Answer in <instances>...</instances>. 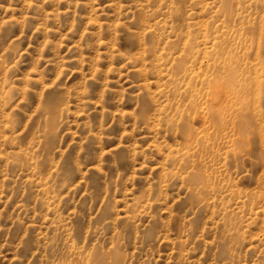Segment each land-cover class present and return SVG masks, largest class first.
I'll return each mask as SVG.
<instances>
[{"label": "rangeland", "instance_id": "rangeland-1", "mask_svg": "<svg viewBox=\"0 0 264 264\" xmlns=\"http://www.w3.org/2000/svg\"><path fill=\"white\" fill-rule=\"evenodd\" d=\"M0 264H264V0H0Z\"/></svg>", "mask_w": 264, "mask_h": 264}, {"label": "bare ground", "instance_id": "bare-ground-1", "mask_svg": "<svg viewBox=\"0 0 264 264\" xmlns=\"http://www.w3.org/2000/svg\"><path fill=\"white\" fill-rule=\"evenodd\" d=\"M251 71L255 74V77L253 78L254 81H253V80H252V81H253V82H256L257 74H258V73H257V70L254 69V68H253V70H251V69L248 68L246 72L251 74ZM253 73H252V74H253ZM246 86H247V85H246Z\"/></svg>", "mask_w": 264, "mask_h": 264}]
</instances>
